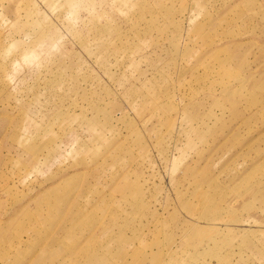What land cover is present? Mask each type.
<instances>
[{"label": "rangeland", "instance_id": "374dc122", "mask_svg": "<svg viewBox=\"0 0 264 264\" xmlns=\"http://www.w3.org/2000/svg\"><path fill=\"white\" fill-rule=\"evenodd\" d=\"M0 264H264V0H0Z\"/></svg>", "mask_w": 264, "mask_h": 264}]
</instances>
